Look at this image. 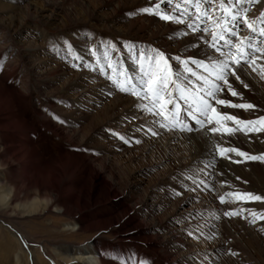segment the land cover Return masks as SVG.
Segmentation results:
<instances>
[{"label": "rangeland", "instance_id": "rangeland-1", "mask_svg": "<svg viewBox=\"0 0 264 264\" xmlns=\"http://www.w3.org/2000/svg\"><path fill=\"white\" fill-rule=\"evenodd\" d=\"M154 3L159 0H0L2 80L8 78L19 91L26 105L24 112L33 117V125L41 135H47V140H41V159L51 161L65 152L81 155L110 189L105 202L80 217L84 222L102 224L92 225L81 243L70 241L73 249L69 256L89 247L92 236L103 259L111 264H264V220L249 223L250 212L264 214V202L246 203L227 195H264V163H232V159L241 158L228 153L229 159L201 158L188 167L203 136L208 139L212 134L203 129L183 133L159 129L136 97L119 92L109 80L116 74L107 68L105 45H116L115 52L107 48L113 67L118 68L115 62L120 61L134 77L135 64L125 44H134L137 52L140 48H155L166 56L180 55L182 59L195 51L185 43L191 36L179 35L184 25L141 12ZM179 3L181 0H173L171 6L164 3L161 7L172 11ZM248 7V15L254 19L264 12V0ZM241 34L251 35L244 28ZM73 57L82 58L79 68L72 66ZM258 63H264V59ZM241 80L247 88L239 82L233 87L242 93L243 101L225 98L233 103H252L255 108L249 111L253 115L231 108L221 111L240 119L264 114V79L248 69ZM46 121L62 135L52 133ZM142 125L145 129L153 125L159 134L137 131ZM257 135L259 139L237 132L208 140L224 148L261 155L264 135ZM120 137L129 139L130 144H124ZM200 137L195 144L193 139L198 141ZM67 167H62L64 177L66 172L77 174ZM200 181H205L211 191ZM101 187L98 185V189ZM220 196H225L223 205ZM225 211L240 215L225 216ZM0 226L10 228L11 237L19 238L24 248L38 249L15 234L17 228L6 218L0 219ZM43 239L41 245L47 250L56 251L61 246L56 243L59 240L47 243ZM44 254L41 264H59L47 252ZM13 260L7 264H38L23 256L17 263Z\"/></svg>", "mask_w": 264, "mask_h": 264}, {"label": "snow or ice", "instance_id": "snow-or-ice-1", "mask_svg": "<svg viewBox=\"0 0 264 264\" xmlns=\"http://www.w3.org/2000/svg\"><path fill=\"white\" fill-rule=\"evenodd\" d=\"M257 2L258 0H181L172 11H166L161 5L167 3L171 6L173 0H159V3L142 8V13L158 17L160 21L184 25L185 28L179 35L191 36L185 43L195 51L182 59L180 55L166 56L163 51L155 48H140L137 52L134 44H125L124 47L135 64L137 75L134 77L120 61L115 62L118 68L113 67L107 48L110 47L115 52L116 45H105L107 68L116 74L115 79L110 76L109 80L119 92L136 97L153 117V125H158L159 129L180 133L203 129L212 134L208 137L209 140L216 135L233 136L237 132L245 136L252 134L259 139L257 134L264 135V114L240 119L235 114L221 111V108H231L253 115L249 111L255 108L252 103H233L225 96L243 101L242 93L233 87V83L239 82L247 88L248 85L244 84L241 76L247 74L248 69L264 79V63H258L264 59V12H260L254 19L248 15V6ZM177 12L178 15L175 14ZM242 28L247 29L251 35H242ZM68 47L71 50L70 44ZM81 63L82 58L73 57L74 68H79ZM83 67L87 68L88 65L83 63ZM103 72L104 68H101V73ZM229 122L232 126H229ZM153 125L146 129L142 125L137 131L157 136L159 133ZM120 139L124 144H130L129 139ZM213 148L214 151L209 153L213 158L221 156L229 159L227 154L231 153L234 157L241 158L232 159V163H242L245 160L264 163V153L250 155L235 147L224 148L218 144H214ZM210 166L205 165L206 168ZM199 183L211 191L205 181ZM227 195L246 203L264 202V195L251 192ZM219 202L221 205L225 204V196H220ZM223 214L239 216L240 212L225 211ZM249 215V223L264 220V214L250 212Z\"/></svg>", "mask_w": 264, "mask_h": 264}, {"label": "bare ground", "instance_id": "bare-ground-1", "mask_svg": "<svg viewBox=\"0 0 264 264\" xmlns=\"http://www.w3.org/2000/svg\"><path fill=\"white\" fill-rule=\"evenodd\" d=\"M3 76L4 73L1 72L0 219L6 218L17 228L18 232L14 229L15 234L24 237L29 245L36 244L38 249L29 247L30 251H27L19 238L11 237L14 235H11L10 228L0 226V263L7 264L11 258L17 263L23 256L25 260L41 264V257L47 252L48 257L55 258L59 264H111L103 259L100 246L94 239H90L92 236L89 237V247H84L81 252H75L71 256L68 253L73 249L70 241L81 243L83 237L87 238L92 225L102 224V221L84 222L80 217L86 215L87 210L90 211L93 206L99 207L107 200L110 192L107 181L97 171H92L81 155L65 152L51 161L41 159V140H47V135H41V130L33 125V117L24 112L26 105L21 100L19 91L7 81L8 78L4 79V84ZM36 113L41 115L38 110ZM45 124L52 133L62 135L49 122L46 121ZM204 136L203 143L201 141L202 144L196 146L195 152L190 156V168L194 166L196 159H213V156L208 155L214 151L215 143ZM193 140L197 144L201 137L199 140L197 138L198 141ZM65 166H68L69 171L75 169L77 174L66 172L64 177L62 167ZM71 175L74 177L70 178ZM71 182L69 187L59 186V183L66 185ZM98 185L102 187L98 189ZM79 236H82L80 240ZM41 237L44 238L43 242L59 240L56 243L61 246L56 251L47 250L45 245H41ZM57 237L64 238L55 239Z\"/></svg>", "mask_w": 264, "mask_h": 264}]
</instances>
